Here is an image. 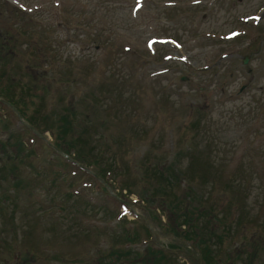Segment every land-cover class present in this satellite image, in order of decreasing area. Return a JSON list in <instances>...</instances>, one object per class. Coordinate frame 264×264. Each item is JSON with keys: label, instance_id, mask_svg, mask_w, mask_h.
Masks as SVG:
<instances>
[{"label": "rangeland", "instance_id": "rangeland-1", "mask_svg": "<svg viewBox=\"0 0 264 264\" xmlns=\"http://www.w3.org/2000/svg\"><path fill=\"white\" fill-rule=\"evenodd\" d=\"M0 98L111 182L1 100L0 264H264V0H0Z\"/></svg>", "mask_w": 264, "mask_h": 264}, {"label": "trees", "instance_id": "trees-1", "mask_svg": "<svg viewBox=\"0 0 264 264\" xmlns=\"http://www.w3.org/2000/svg\"><path fill=\"white\" fill-rule=\"evenodd\" d=\"M5 100L7 102H9L10 104H12L13 106H15V108H17V110L23 116V118H25L21 108L17 107V105L14 102H11V101H9L7 99H5ZM25 120L27 121V123L29 125L33 126L38 132H40L39 128L36 127L35 125H33V123L29 119L25 118ZM21 128L24 129V133L22 131V134H21L22 136L25 135L29 130H31L30 128H28L26 126L23 127L22 125H21ZM36 138L38 139L39 137L36 135ZM52 143L55 145L56 148H58L61 151L65 152L66 154H68L74 161H77V162L81 163L82 165H84L87 168H89L91 166V164L98 165L97 162H96L97 161L96 159H93V160H91L90 158L88 159V157H86L85 153L84 154L83 153L75 154V156H74L72 152H70L68 150H64L63 148H61L58 142L57 143L52 142ZM31 145H32V143H31ZM21 146L24 148V149H22V147H21L23 152H26V151L29 152L28 147H27L26 144H25V146H23V144L21 143ZM54 150L56 151L55 148H54ZM59 156H60V158H63L61 155H59ZM59 156H57V158H59ZM64 160H66L67 163H70L66 158ZM87 161H89V163ZM95 173H96V175L99 178L103 179L109 185L111 184V182L107 178V171L106 170L103 172L100 169V171H96ZM168 178H169V183H170L171 180H172L171 176L169 175ZM164 190H165L166 193L161 198V200H163L162 204L166 202V199L169 198V194H170L167 188H165ZM72 195L73 194H71V196ZM191 195H193V194H191ZM144 199L146 200V198H144ZM195 202H197V198H193L192 200L189 199V201H188V203L186 205V210L185 211H183V209H180V210H178L176 212L177 208L175 206H173L172 208L174 209V211H171L169 213L172 214L173 216H175L174 219L176 221H178V225H176V221H169V222L165 223L164 226L166 227V232H173L176 236L181 237V238H185L189 242L193 243V242H196L195 240L199 239L195 246L198 247L200 249V251H201V257H202L203 263L204 264H209V261L211 259V254H212V259L214 258L213 251H212V244H211L210 241H208V240H211V231H212L213 227H212L211 224H208V225H204V227L202 229L200 227V221H201L200 216L201 215L200 214L199 215H193V213L187 212L190 209V207L194 208V209H197L195 207V205H194ZM166 206H168V205H165V209H166ZM202 218H204V216H202ZM140 225L142 226L143 224H140ZM183 226H186V227L183 228ZM189 229H191V230H189ZM199 232H203L204 233L207 241H201V238L198 235ZM149 235H150V232H149ZM133 241H135V240L133 239ZM150 251H152V250H150ZM152 252H155V255H157L159 253L162 256H170V257L175 258V259L178 258L176 255H174L172 253H169V252H167V251H165L163 249H158V250L152 251ZM147 255H149V251L147 252ZM118 262H120V260H118ZM151 264H156L155 260H154V257H153V261L151 262Z\"/></svg>", "mask_w": 264, "mask_h": 264}, {"label": "water", "instance_id": "water-1", "mask_svg": "<svg viewBox=\"0 0 264 264\" xmlns=\"http://www.w3.org/2000/svg\"><path fill=\"white\" fill-rule=\"evenodd\" d=\"M247 62V59L245 60ZM144 220H146L148 222V225L152 228V232H154L155 234L157 235H160L161 234L154 228V225L152 222H150L149 220L145 219V218H142ZM164 237H166V235H163ZM175 236L173 234L169 235L168 238H174Z\"/></svg>", "mask_w": 264, "mask_h": 264}]
</instances>
